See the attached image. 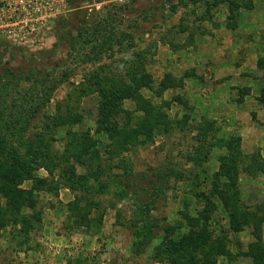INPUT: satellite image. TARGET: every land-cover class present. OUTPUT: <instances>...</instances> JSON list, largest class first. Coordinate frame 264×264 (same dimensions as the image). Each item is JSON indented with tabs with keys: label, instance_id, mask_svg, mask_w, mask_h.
<instances>
[{
	"label": "rangeland",
	"instance_id": "obj_1",
	"mask_svg": "<svg viewBox=\"0 0 264 264\" xmlns=\"http://www.w3.org/2000/svg\"><path fill=\"white\" fill-rule=\"evenodd\" d=\"M216 1L0 0V111L39 162L0 168V264H177L200 231L180 264H259L264 0Z\"/></svg>",
	"mask_w": 264,
	"mask_h": 264
},
{
	"label": "trees",
	"instance_id": "obj_2",
	"mask_svg": "<svg viewBox=\"0 0 264 264\" xmlns=\"http://www.w3.org/2000/svg\"><path fill=\"white\" fill-rule=\"evenodd\" d=\"M213 3L216 4L217 1L214 0ZM247 6L252 7L253 2L251 0H248ZM258 65L260 67H264V60L259 59ZM97 81H98L97 83H100L102 80L98 79ZM0 84L3 87L4 86L6 87V85H8L7 82L6 83L0 82ZM47 96H50L49 91L46 92V96L42 97V103H43V100L45 98H47ZM0 98H1V95H0ZM259 100L264 105V75H263V85L261 88V94L259 96ZM40 103L41 102L36 100L34 112L32 114H29V112L25 111L24 109L20 110V108H19V111L24 113L25 116L23 114H21L20 115L21 118L18 117V119L20 120L23 117V120H25L26 115L27 116L31 115L30 117H35V115L38 113L37 108H39ZM39 113H40V111H39ZM7 116H8V114L5 115L2 111H0V168H2L3 166L5 168H7L6 172H5V178L26 179V177H30L32 175V171L35 170V168H36L33 166L34 165L33 163H36V164L39 163L37 160L38 156L36 154H34L33 152L27 154V155H29L27 157V159H30V161H33L32 163L26 159L23 160L21 158L22 155H25L21 152V150H20L21 147H24L25 150H27V151L28 150L35 151V149H34L35 147L31 144L30 140L28 139L27 135L25 134L26 129H28L27 128L28 126L17 125V124H15L17 126H12V124H11L12 121L9 120ZM58 116H60V115H58ZM59 123H62V122H59ZM111 129L114 130V129H117V127L113 126V127H111ZM100 130L102 131V128ZM121 130H123V129H121ZM123 133L125 134V131H123ZM238 139H240V138H238ZM230 144H228V146L232 147V146H230ZM223 159H224V157H223ZM235 163H236V158H225V160L223 161V163L221 165L222 168L225 166V170H223V174H225L229 178V182H227L228 184H225L226 187H223L219 190L218 194H220L219 196L227 204V208H230L229 211L231 213V218H232L233 222L236 223L237 220L240 221L239 220L240 215H237L238 216L237 217L235 214L236 212L240 211L237 204L235 203L238 198L234 193L233 194L230 193L231 187L232 188L235 187L237 190V187H236L237 184H235V179L233 178V175H232L233 167L235 166L234 165ZM48 170L50 173L53 172L50 170L49 167H48ZM1 172H2V170H1ZM46 183H47L46 178H42V177H36L35 178V187H37L39 189L45 188L46 190H50V188L48 186L44 187V185H46ZM69 185H71V184H69ZM71 187L75 188V186H72V185H71ZM256 217H257L256 213H254V212H252L251 214H244V217H243L244 222L241 223V225L250 224L252 221H254L256 219ZM260 220L261 219H259L258 221H254V223H253L254 228L257 230L255 235H256V237L259 238V240H261V221ZM204 235H205V232H202V231L193 232L192 235L189 237V239H186V237H185L184 239H181L180 241L173 243L168 248V252L171 254L172 261L174 263L180 264V262L184 259L182 257L183 253L180 252L181 247L184 246V244H183L184 241H186L188 245H191L197 241H200L204 237ZM206 238H207V236H205V239ZM251 253H252V255H254V257L257 258L256 262L259 261V264H264V245L262 243H260V245H256L255 247H253Z\"/></svg>",
	"mask_w": 264,
	"mask_h": 264
},
{
	"label": "built area",
	"instance_id": "obj_3",
	"mask_svg": "<svg viewBox=\"0 0 264 264\" xmlns=\"http://www.w3.org/2000/svg\"><path fill=\"white\" fill-rule=\"evenodd\" d=\"M32 1L33 0H27V2H25L24 3V5L26 6V5H28L29 7H31L32 6ZM27 3V4H26ZM18 8V7H17ZM26 8V7H25ZM16 9V8H15ZM19 9V8H18ZM20 10H21V8H20ZM26 10V9H25ZM27 10H28V8H27ZM29 12H30V10H29ZM1 13V12H0ZM11 17H12V15H11ZM13 18V20H11L12 21V24H14V23H18V21L16 22L15 21V19H14V17H12Z\"/></svg>",
	"mask_w": 264,
	"mask_h": 264
},
{
	"label": "crops",
	"instance_id": "obj_4",
	"mask_svg": "<svg viewBox=\"0 0 264 264\" xmlns=\"http://www.w3.org/2000/svg\"><path fill=\"white\" fill-rule=\"evenodd\" d=\"M218 33H221V30H219V32ZM222 76H224V75H222Z\"/></svg>",
	"mask_w": 264,
	"mask_h": 264
}]
</instances>
